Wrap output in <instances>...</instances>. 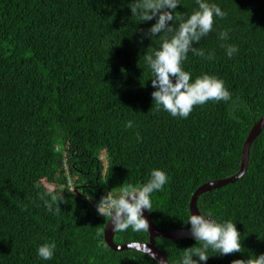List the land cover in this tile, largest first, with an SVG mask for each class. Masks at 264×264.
Wrapping results in <instances>:
<instances>
[{
  "label": "trees",
  "instance_id": "obj_1",
  "mask_svg": "<svg viewBox=\"0 0 264 264\" xmlns=\"http://www.w3.org/2000/svg\"><path fill=\"white\" fill-rule=\"evenodd\" d=\"M132 2L0 0V264H156L140 251H113L104 235L109 217L93 202L110 191L118 196L123 183L139 186L161 168L168 181L152 194L150 215L162 230H190L185 221L196 190L239 173L243 145L264 115V0H215L227 15L194 44L214 56L189 52L184 68L193 79H223L232 98L196 105L187 118L153 104L145 55L160 38L141 40L139 30L155 20L139 22ZM181 4L176 14L184 18L198 7L196 0ZM221 30L227 41L218 38ZM222 43L239 50L229 58ZM128 120L132 128L124 126ZM263 132L245 175L198 199L202 213L236 222L241 251L209 250L201 264L264 253ZM45 191L49 201L60 198L54 214L39 197ZM114 240L145 243L150 234L129 228ZM51 241L55 255L42 260L37 248ZM156 242L170 264L199 246L191 238Z\"/></svg>",
  "mask_w": 264,
  "mask_h": 264
},
{
  "label": "clouds",
  "instance_id": "obj_2",
  "mask_svg": "<svg viewBox=\"0 0 264 264\" xmlns=\"http://www.w3.org/2000/svg\"><path fill=\"white\" fill-rule=\"evenodd\" d=\"M198 5L187 18L177 16V6L181 0H133L132 15L138 17L139 22L152 21L155 23L141 32V40L159 37V47L145 55V61L150 69L151 83L155 90L151 93L153 104L157 110L163 109L173 117L187 118L194 106L203 105L209 101H229L232 93L225 86L223 79L216 75L203 73L193 79L192 73L184 68L189 52L194 55L212 59L214 53H207L203 48L195 47L202 37L213 31L216 18H224L227 12L215 0H196ZM178 24L174 25V22ZM171 22V23H169ZM221 41L229 39L228 30L218 32ZM231 58L238 52L235 44H221ZM125 127L132 128L133 121L125 122ZM168 181V174L164 169L154 168L150 172L147 182L137 186L133 183L122 184L119 195L110 191L97 203V211L103 216H110L113 230L134 232H149V221L144 216V210H152V194L161 190ZM40 187L39 184L36 185ZM48 192L39 193L48 212L53 213V204L59 207V196L49 201ZM54 214V213H53ZM186 223H190L193 238L199 246L188 247L175 264H201L210 256L209 250L216 254H229L241 251V233L236 222L231 219H220L209 210L207 212L192 213ZM56 243L46 242L38 246L37 254L42 260H49L55 255ZM144 255L151 257L156 264H167V260L157 259V253L145 247ZM198 257V259H195ZM233 264H264V253L237 259Z\"/></svg>",
  "mask_w": 264,
  "mask_h": 264
},
{
  "label": "water",
  "instance_id": "obj_3",
  "mask_svg": "<svg viewBox=\"0 0 264 264\" xmlns=\"http://www.w3.org/2000/svg\"><path fill=\"white\" fill-rule=\"evenodd\" d=\"M264 129V115L260 118V120L253 126L252 130L249 133L248 138L246 139L243 148H242V158H241V167L238 174L221 180H215L212 182L205 183L201 187H199L196 192L193 194L191 202H190V213H198L200 212V209L198 207V199L199 197L207 193L209 191L219 189L222 187H225L229 184H233L237 182L239 179H241L245 173L248 170V165L250 161V153H251V147L253 142L257 139V137L261 134V132ZM77 191V189L75 190ZM94 206H96V203L93 202ZM144 216L149 221V234H150V240L149 242H131L123 245H117L115 243V234L117 230H113V225L111 223L112 218L109 217V221L105 227L104 235H105V242L107 245L115 252H122L125 250H136L144 253L145 247L151 248L154 252L157 253V259L163 258L167 260V264H170L167 257L164 255L162 251H160L156 246V238H165L169 240H180V239H187L191 238L194 239L191 231L187 229H180V230H162L156 224L154 223L149 210H144Z\"/></svg>",
  "mask_w": 264,
  "mask_h": 264
},
{
  "label": "bare ground",
  "instance_id": "obj_4",
  "mask_svg": "<svg viewBox=\"0 0 264 264\" xmlns=\"http://www.w3.org/2000/svg\"><path fill=\"white\" fill-rule=\"evenodd\" d=\"M191 59V58H190ZM29 89V88H28ZM27 89V90H28ZM19 94V93H18ZM27 95V94H26ZM20 96V95H19ZM23 98V97H22ZM262 115V114H261ZM130 116V115H129ZM149 116V115H148ZM152 118H153V116H151ZM127 118V117H126ZM125 118V119H126ZM129 118V117H128ZM156 118V117H155ZM137 119V118H136ZM136 119H134V120H136ZM138 120H140V119H138ZM152 120V119H151ZM147 121V120H146ZM149 121V120H148ZM124 122V121H123ZM138 122V121H137ZM252 122V121H251ZM121 123V122H120ZM134 124V123H133ZM138 124H140V123H138ZM142 124V123H141ZM155 124V123H154ZM147 125V124H146ZM150 125V124H149ZM157 125V124H156ZM139 127V126H138ZM137 127V128H138ZM165 127V126H164ZM252 127V126H251ZM248 129V128H247ZM161 130V129H160ZM116 133H117V131H116ZM152 133V132H151ZM241 133V132H240ZM247 134V133H246ZM262 134V133H261ZM263 134H264V132H263ZM154 135V134H153ZM152 135V136H153ZM165 135V134H164ZM243 135V134H242ZM120 136V135H119ZM127 136V135H126ZM167 136V135H166ZM169 136V135H168ZM167 136V137H168ZM261 136V135H260ZM129 137V136H128ZM170 137V136H169ZM259 137V136H258ZM93 138V137H92ZM121 138V137H120ZM126 138V137H125ZM231 138V137H230ZM244 138V137H243ZM246 138V137H245ZM95 139V138H94ZM116 140V139H115ZM153 140V139H152ZM97 141H99V140H97ZM108 141V140H107ZM117 141H119V140H117ZM123 141V140H122ZM156 141V140H155ZM257 141H259V140H257ZM85 143V142H84ZM93 143H95L94 141H93ZM97 143V142H96ZM120 144V143H119ZM128 144H129V142H128ZM114 145V144H113ZM112 145V146H113ZM109 146V145H108ZM112 146H109V147H112ZM253 146V145H252ZM96 147V146H95ZM104 147V146H103ZM127 148V147H126ZM125 149V148H124ZM137 149V148H136ZM93 150H94V148H93ZM115 150V149H114ZM117 150V149H116ZM119 150V149H118ZM123 150V149H122ZM132 150V149H131ZM151 150V149H150ZM121 151V150H120ZM127 151H128V149H127ZM93 152V151H92ZM86 153V152H85ZM115 153H117V152H115ZM130 153V152H129ZM148 153V152H147ZM67 154V153H66ZM93 154V153H92ZM98 154V153H97ZM108 154V153H107ZM94 155V154H93ZM121 156V155H120ZM133 156V155H132ZM125 157V156H124ZM136 157V156H135ZM88 158V157H87ZM126 158V157H125ZM140 159V158H139ZM147 159V158H146ZM150 159V158H149ZM89 160V159H88ZM108 161H109V159H108ZM114 161V160H113ZM119 161V160H118ZM122 161V160H121ZM129 161V160H128ZM131 161V160H130ZM136 161V160H135ZM106 162H107V160H106ZM174 163V162H173ZM229 163V162H228ZM234 163V162H233ZM95 164H96V162H95ZM121 164V163H120ZM133 164V163H132ZM131 164V165H132ZM137 164V163H136ZM116 165V164H115ZM130 165V164H129ZM134 166V165H133ZM256 166H257V164H256ZM91 167V166H90ZM110 167H112V166H110ZM262 167V166H261ZM109 168V167H108ZM93 169V168H92ZM148 170H149V168H147ZM101 170V169H100ZM135 171V170H134ZM117 172V171H116ZM120 172V171H119ZM123 172V171H122ZM129 172H131L130 170H129ZM44 173V172H43ZM90 173V172H89ZM132 173L133 172H131V175H132ZM135 173H137V172H135ZM139 173V172H138ZM92 174V173H91ZM95 174V173H94ZM123 174V173H122ZM98 175V174H97ZM100 176V175H99ZM90 178V177H89ZM128 178V177H127ZM126 178V179H127ZM114 179V178H113ZM123 179V178H122ZM120 181V180H119ZM79 182V181H78ZM86 182V181H85ZM122 182V181H121ZM237 183V182H236ZM235 183V184H236ZM79 184H81L80 182H79ZM103 184V183H102ZM136 185V184H135ZM182 185V184H181ZM74 186V185H73ZM99 186V185H98ZM72 187V186H71ZM76 189H78V188H76ZM75 189V190H76ZM96 191V190H95ZM182 192V191H181ZM181 194V193H180ZM260 200V199H259ZM264 202V201H263ZM86 206V205H85ZM83 208V207H82ZM200 212H201V210H200ZM202 213V212H201ZM24 215H26V214H24ZM62 216H64V215H62ZM155 223V222H154ZM75 225V224H74ZM78 226V225H77ZM157 226V225H156ZM43 228V227H42ZM49 228V227H48ZM70 228H71V225H70ZM52 229V228H51ZM80 229V228H79ZM188 230V229H187ZM250 230V229H249ZM84 231V230H83ZM70 232V231H69ZM48 233V232H47ZM83 233V232H82ZM53 234V233H52ZM75 234V233H74ZM103 234V233H102ZM54 235H55V233H54ZM54 235L52 236V237H54ZM56 236V235H55ZM60 237V236H59ZM69 238V237H68ZM85 238H87V237H84V238H82V240L83 239H85ZM157 238H159V237H157ZM156 238V239H157ZM162 240V239H161ZM136 241V240H135ZM175 241V240H174ZM52 242V241H51ZM82 242V241H81ZM83 243V242H82ZM160 244H162V243H160ZM66 245V244H65ZM156 246H157V242H156ZM63 247V246H62ZM158 248V247H157ZM159 249V248H158ZM160 250V249H159ZM161 251V250H160ZM110 257V256H109ZM167 257V256H166Z\"/></svg>",
  "mask_w": 264,
  "mask_h": 264
}]
</instances>
